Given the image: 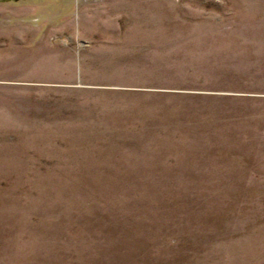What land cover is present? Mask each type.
Instances as JSON below:
<instances>
[{
  "label": "rangeland",
  "instance_id": "rangeland-1",
  "mask_svg": "<svg viewBox=\"0 0 264 264\" xmlns=\"http://www.w3.org/2000/svg\"><path fill=\"white\" fill-rule=\"evenodd\" d=\"M39 1L0 4V264H264V0Z\"/></svg>",
  "mask_w": 264,
  "mask_h": 264
},
{
  "label": "crops",
  "instance_id": "crops-1",
  "mask_svg": "<svg viewBox=\"0 0 264 264\" xmlns=\"http://www.w3.org/2000/svg\"><path fill=\"white\" fill-rule=\"evenodd\" d=\"M32 0H0V4L2 3H15V2H20V3H27V2H31ZM35 1V0H34ZM38 1V0H36ZM41 3V0L39 1ZM38 3V2H35Z\"/></svg>",
  "mask_w": 264,
  "mask_h": 264
}]
</instances>
